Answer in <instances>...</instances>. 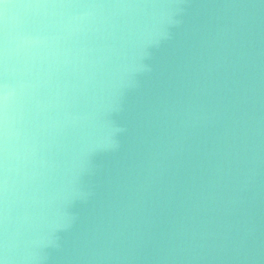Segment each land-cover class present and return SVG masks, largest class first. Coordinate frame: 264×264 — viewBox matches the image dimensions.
Here are the masks:
<instances>
[{
    "label": "clouds",
    "instance_id": "9594fccd",
    "mask_svg": "<svg viewBox=\"0 0 264 264\" xmlns=\"http://www.w3.org/2000/svg\"><path fill=\"white\" fill-rule=\"evenodd\" d=\"M0 264H264V0H0Z\"/></svg>",
    "mask_w": 264,
    "mask_h": 264
}]
</instances>
